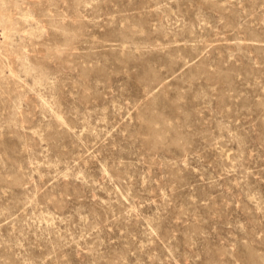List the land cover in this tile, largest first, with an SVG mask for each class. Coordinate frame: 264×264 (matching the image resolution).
I'll return each instance as SVG.
<instances>
[{"label": "rangeland", "instance_id": "obj_1", "mask_svg": "<svg viewBox=\"0 0 264 264\" xmlns=\"http://www.w3.org/2000/svg\"><path fill=\"white\" fill-rule=\"evenodd\" d=\"M0 264H264V0H0Z\"/></svg>", "mask_w": 264, "mask_h": 264}]
</instances>
